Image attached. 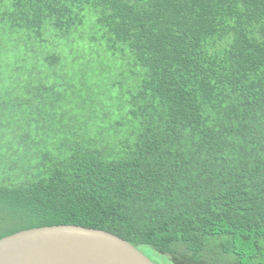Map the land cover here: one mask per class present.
I'll return each instance as SVG.
<instances>
[{
  "label": "trees",
  "instance_id": "obj_1",
  "mask_svg": "<svg viewBox=\"0 0 264 264\" xmlns=\"http://www.w3.org/2000/svg\"><path fill=\"white\" fill-rule=\"evenodd\" d=\"M0 4L26 42L0 60V239L77 224L176 264H264V0ZM87 30L125 65L114 122L73 97L107 77L67 52Z\"/></svg>",
  "mask_w": 264,
  "mask_h": 264
},
{
  "label": "water",
  "instance_id": "obj_2",
  "mask_svg": "<svg viewBox=\"0 0 264 264\" xmlns=\"http://www.w3.org/2000/svg\"><path fill=\"white\" fill-rule=\"evenodd\" d=\"M0 264H156L106 230L77 224L41 226L0 239Z\"/></svg>",
  "mask_w": 264,
  "mask_h": 264
},
{
  "label": "rangeland",
  "instance_id": "obj_3",
  "mask_svg": "<svg viewBox=\"0 0 264 264\" xmlns=\"http://www.w3.org/2000/svg\"><path fill=\"white\" fill-rule=\"evenodd\" d=\"M4 9V5L0 4V12ZM86 39H93L96 34L91 31L87 30L84 34ZM95 41V40H94ZM26 42L24 40H19L17 35L11 37L4 28L0 27V60L3 61V68L5 73L11 71V69L15 66V60L25 51L24 46ZM77 44H73L70 48L67 49V52L72 54V57L80 56L79 60H85V56L83 54L84 51L87 52L88 58L85 62L92 58L91 62L87 63V68H85V72H89L90 74L97 73L98 75L101 73H107L105 83L100 79L96 82V85L89 80V78L78 79L77 84L84 81V85L77 88L76 92L73 94L74 99L84 109V112L87 114L92 113V117H103L108 121H115L117 120L116 113H121L120 110H108L104 109L102 106V102L107 97L111 98L115 95L116 89L111 87L112 78H119L122 80V76L120 72L124 69V63L117 64L114 59L111 58L110 52L104 47L100 41L93 43L91 48L88 50L82 49L81 46H78L81 51H79ZM84 48V47H83ZM69 59V57L67 58ZM84 63V62H83ZM92 64V65H91ZM22 65H25L22 62ZM122 65V66H121ZM89 66H92L88 69ZM94 70V71H93ZM115 80V79H114ZM9 83H13L11 78L8 79ZM92 83V84H91ZM120 86H118V89ZM123 102L122 98H117L114 100L116 105H121ZM107 112V113H106ZM114 113V114H113ZM145 254H147L156 264H176L170 254H164L155 248L144 245L140 248Z\"/></svg>",
  "mask_w": 264,
  "mask_h": 264
}]
</instances>
